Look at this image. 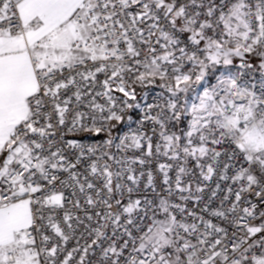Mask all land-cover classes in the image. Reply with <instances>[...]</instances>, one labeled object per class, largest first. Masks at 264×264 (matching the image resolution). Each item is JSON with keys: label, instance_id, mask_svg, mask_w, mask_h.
<instances>
[{"label": "snow or ice", "instance_id": "6c2138e0", "mask_svg": "<svg viewBox=\"0 0 264 264\" xmlns=\"http://www.w3.org/2000/svg\"><path fill=\"white\" fill-rule=\"evenodd\" d=\"M0 264H264V0H0Z\"/></svg>", "mask_w": 264, "mask_h": 264}]
</instances>
